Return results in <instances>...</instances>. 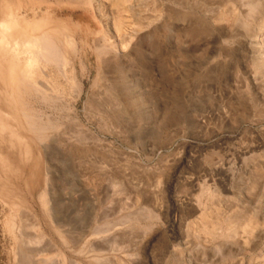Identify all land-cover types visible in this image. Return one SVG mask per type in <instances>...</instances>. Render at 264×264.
I'll use <instances>...</instances> for the list:
<instances>
[{"label": "rangeland", "instance_id": "374dc122", "mask_svg": "<svg viewBox=\"0 0 264 264\" xmlns=\"http://www.w3.org/2000/svg\"><path fill=\"white\" fill-rule=\"evenodd\" d=\"M62 1L0 0V21L13 10L32 33L38 20H66L83 41L76 109L87 134L67 122L40 143L22 119L0 131V264L56 254L45 240L22 262L20 234L36 239L35 219L15 217L17 205L49 223L47 174L63 235L46 230L79 264H264V0ZM104 36L117 51L100 61L92 48ZM65 94L68 118L75 94Z\"/></svg>", "mask_w": 264, "mask_h": 264}, {"label": "bare ground", "instance_id": "6f19581e", "mask_svg": "<svg viewBox=\"0 0 264 264\" xmlns=\"http://www.w3.org/2000/svg\"><path fill=\"white\" fill-rule=\"evenodd\" d=\"M64 1H70L73 4L74 3L79 4L80 6H82V8L87 7V9L100 8V6L103 3V0H63L62 2ZM119 1L122 3H120ZM94 2H96V5L94 4ZM126 2L127 0L124 1L118 0L115 3V5L113 3L114 5L113 7H117L119 5L121 6L123 3ZM59 6L61 7V5ZM121 21L123 22V20ZM121 21L120 23L117 24L118 21L115 18L113 20L112 26L114 29L113 31H115V34H117V36L119 37L124 38L126 35L127 36L129 35V32H127L128 27H126V25L125 26L122 25ZM68 23L69 21L66 20H60L54 22H52L51 20H38V22L33 24L34 29L32 30V33H30V30L28 31L29 25L24 26L22 18H20V16H16L13 10L6 13V16L0 21V77L2 80H4L7 76H9V78H7L4 81L6 87L3 90V92L5 91L4 93H6L5 97H7L9 101L10 110H11L9 111L10 113L5 114L4 120L2 117L0 118V131L2 133L6 131V127L11 123L10 121H13L15 119H22L21 122L23 123L25 129H29L34 134H36L40 143H43L47 139V135L50 132H56L61 128L63 129L64 127H66L65 124L67 122H73L76 125V128L80 133V136H83L82 132L84 133L86 128L81 124L80 118L77 113L76 105L82 99V95H83V87L79 82L77 76L78 75L77 62H80L82 67H84L82 60L84 47L82 44L83 41L80 42L77 39V37L72 33V30ZM91 27L92 26L89 25V28ZM88 33L90 34V31ZM107 36L109 37L108 34ZM108 37L104 36L98 40H95L94 42L95 45L94 48L92 49H95V52L100 61L106 60L110 55L116 53L117 51L116 50L117 47L115 43H113V40L111 42L110 38ZM126 48H129V46L125 42L124 47L122 49L126 50ZM111 57H109L110 60ZM110 60L108 59L107 61ZM109 91L112 92L113 94L112 96H114V99L118 104V106L124 108L125 107L123 103L124 101H122L118 92L114 90V88H112L111 86L109 88ZM1 92L2 90L0 91V93ZM67 92L74 93L75 95H74V102L71 105L68 112L70 116L68 115L69 117L65 118L63 117L64 115L62 116V114L63 113L65 114L66 106L62 105L63 108H60L59 104L62 95H64ZM26 95L34 96L36 101L44 105L47 108V110L43 111L42 109L39 110L38 113H36V111L33 110V107L30 106L29 101H27ZM89 103H87L86 107H88ZM14 106L16 108H14ZM49 110L52 113L51 115L48 114ZM90 111L97 116H101V115L104 116L100 112L99 108H97L96 106L92 105ZM12 135L14 134L12 133ZM15 137L21 140L20 137L16 135ZM70 139L72 140L71 137L69 138V140ZM74 139L73 142L77 143V142H81V140L83 142L82 138L81 140L80 139L74 140ZM49 181L50 180L47 174L45 179V183H46L45 191L40 197L42 207L44 208L45 211V217L48 219L49 223L43 222V220L39 217V215L35 211L32 212L28 210V208L22 210L21 207L15 205V209H17L18 212L15 215L17 221L19 218L21 219L25 214L32 216L35 219L34 231L37 233V236L34 237L36 239L24 238V235L22 236V234H20V240L22 243L21 246H23L25 249L26 247L30 249V247H32L33 245L36 247H40L42 246L43 243L47 241L49 246L53 247L56 250V254L54 253L53 255V253L48 254V253H44L45 251L43 252L40 251V254L37 255V259H36L38 264H79L75 261L68 259L66 252L58 248L56 240L53 237H51L50 236L51 234H49L46 230V226H48L51 232L54 233L55 235L57 234L59 236L60 234L63 235V231L61 230V227L57 224L56 220H53L54 210H53V205L51 204L52 203L51 194H53L52 193L53 189L50 187ZM16 218L11 219L9 222L11 226H13V228L14 227L16 228V223H15ZM24 218L25 217H23V220ZM27 218L25 219L27 220ZM11 226L9 228H11ZM29 226H32V224H29ZM62 239L64 241V238ZM65 247H67V245ZM53 248L51 249L53 250ZM30 250L27 249L26 251L23 250V252L20 254V256H22L21 259L23 258L22 262L29 263L33 259L32 256L33 252L31 251L32 252L31 253ZM35 251L38 252L39 250H35ZM35 251L34 254L37 253Z\"/></svg>", "mask_w": 264, "mask_h": 264}]
</instances>
